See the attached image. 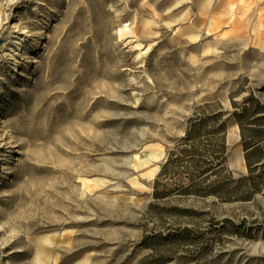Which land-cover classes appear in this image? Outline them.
I'll use <instances>...</instances> for the list:
<instances>
[{
	"label": "rangeland",
	"instance_id": "1",
	"mask_svg": "<svg viewBox=\"0 0 264 264\" xmlns=\"http://www.w3.org/2000/svg\"><path fill=\"white\" fill-rule=\"evenodd\" d=\"M250 96L264 0H0V264H264Z\"/></svg>",
	"mask_w": 264,
	"mask_h": 264
},
{
	"label": "trees",
	"instance_id": "2",
	"mask_svg": "<svg viewBox=\"0 0 264 264\" xmlns=\"http://www.w3.org/2000/svg\"><path fill=\"white\" fill-rule=\"evenodd\" d=\"M248 100L250 101L249 106H239V109L235 110L233 112V117L236 119V121L239 123L243 140H245V131H246V123L248 121H251L255 125H264V115L259 116L258 114L261 111H264V105H261L260 101L250 96L248 97ZM233 105L237 107L235 102H233ZM253 118V119H252ZM250 122V123H251ZM226 121L221 120V113H209V114H196L193 118L190 120L189 128L186 133V140H193L196 141V139L200 136L201 132L204 130V128H207L209 132L213 134V140L216 142V146H218V150H216L213 156V164L214 167H219V169H216L214 172H219L224 167V151H225V137L224 135H221V133L225 130ZM251 136L247 143H245V148L251 149L252 151H258L261 148L264 149V146L261 147L259 144V141H257V136L260 134V131L258 132V129L256 126H254L251 130ZM262 133V139H264V128ZM220 134V135H219ZM261 147V148H260ZM248 159V164L251 166V163Z\"/></svg>",
	"mask_w": 264,
	"mask_h": 264
}]
</instances>
